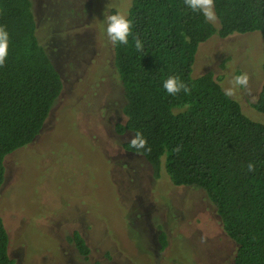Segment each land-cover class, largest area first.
<instances>
[{"label": "trees", "instance_id": "trees-1", "mask_svg": "<svg viewBox=\"0 0 264 264\" xmlns=\"http://www.w3.org/2000/svg\"><path fill=\"white\" fill-rule=\"evenodd\" d=\"M219 26L188 9L184 0H132V35L114 45L124 89V115L155 176L163 170L173 185L201 190L235 244L233 264H264V124L246 116L225 96L212 73L193 77L199 46L212 36L258 32L263 39L264 0H214ZM0 25L10 33L9 55L0 65V189L6 159L41 133L63 90L62 79L38 39L31 0H0ZM142 41L137 50L133 38ZM264 74V62L262 65ZM175 75L188 86L169 94L163 80ZM253 107L264 114V83ZM254 170H248V164ZM81 256L89 247L75 232ZM0 215V264H14Z\"/></svg>", "mask_w": 264, "mask_h": 264}, {"label": "rangeland", "instance_id": "rangeland-1", "mask_svg": "<svg viewBox=\"0 0 264 264\" xmlns=\"http://www.w3.org/2000/svg\"><path fill=\"white\" fill-rule=\"evenodd\" d=\"M48 1L54 10L46 7ZM70 1L75 0H32L38 20L45 17L43 11L54 12ZM86 1L87 13L98 7L103 20L109 13H127L132 2ZM214 25L219 26L218 20ZM102 27L105 33L106 25ZM38 36L50 53L56 49L48 24L40 26ZM263 62L260 33L214 35L199 46L192 75L212 73L226 88L233 75L247 73V88L231 97L246 116L264 124V114L253 107L264 83ZM59 69L65 81L69 69ZM66 92L34 143L6 159L0 215L14 264H197L191 259L199 250L192 243V227L196 220L219 222L205 194L174 186L163 170L155 176L137 156L123 155L108 163L82 135L79 112L68 107ZM112 167L117 172L111 173ZM75 232L89 247L86 257L72 241ZM233 258L231 253L222 264H233Z\"/></svg>", "mask_w": 264, "mask_h": 264}, {"label": "flooded vegetation", "instance_id": "flooded-vegetation-1", "mask_svg": "<svg viewBox=\"0 0 264 264\" xmlns=\"http://www.w3.org/2000/svg\"><path fill=\"white\" fill-rule=\"evenodd\" d=\"M45 4L54 10L50 1ZM86 4V0L70 1L54 12L43 11L45 17L42 15L38 20L32 2L37 34L42 24H48V31L52 34L51 41L54 43L52 47L56 49L50 53L48 47L41 44L62 79V92L67 89L65 97L69 98L68 107L79 112L76 119L80 120L81 133L90 145L98 148L103 159L110 164L123 155L137 156L149 163L142 155L123 146L133 135L124 128L121 129L122 132L119 131L120 125H126L125 99L116 69L113 44L110 45L106 32L103 33V18L98 7L94 13H87ZM38 39L41 41L39 36ZM64 66L69 69L65 81L59 69ZM45 126L46 123L42 131ZM115 170L117 172L112 167L111 173H115ZM214 211L218 215L216 209ZM218 218V223L210 222V225H205L203 220H196L197 225L192 227V243L198 245L199 250H195L198 256L192 255L191 259L197 264H222L229 255L231 257V253L234 256L235 244L226 234L219 215Z\"/></svg>", "mask_w": 264, "mask_h": 264}, {"label": "clouds", "instance_id": "clouds-1", "mask_svg": "<svg viewBox=\"0 0 264 264\" xmlns=\"http://www.w3.org/2000/svg\"><path fill=\"white\" fill-rule=\"evenodd\" d=\"M186 7L193 12L203 15L205 20L209 23L217 21L214 0H184ZM103 23L106 25L105 31L107 38L114 45H127L129 37L132 35V21L128 18L127 13L117 11L111 15H105ZM137 50H141L143 45L142 41L138 38H133ZM10 46V33L8 29L0 25V65H2L8 55ZM229 86L224 88L225 96H233L237 89H246L249 84V76L247 73L241 72L240 74L233 75L228 81ZM163 88L169 94H176L183 90L185 93L189 92V88L184 84L179 77L169 75L163 80ZM131 144L137 150L145 149V139L137 134L131 141ZM248 170H254V164H248Z\"/></svg>", "mask_w": 264, "mask_h": 264}, {"label": "water", "instance_id": "water-1", "mask_svg": "<svg viewBox=\"0 0 264 264\" xmlns=\"http://www.w3.org/2000/svg\"><path fill=\"white\" fill-rule=\"evenodd\" d=\"M6 168H7V165H6ZM6 178H7V173H6ZM6 180V179H5ZM4 185H5V182H4V184L2 185V187H1V189H0V192H1V190H2V188L4 187ZM8 232V231H7ZM10 238V237H9ZM10 240V239H9ZM9 247H10V244H9Z\"/></svg>", "mask_w": 264, "mask_h": 264}]
</instances>
